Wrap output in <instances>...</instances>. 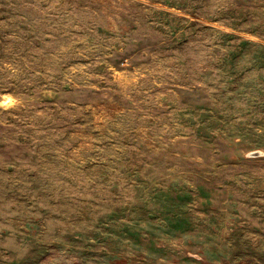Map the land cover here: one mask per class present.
<instances>
[{"label": "rangeland", "instance_id": "rangeland-1", "mask_svg": "<svg viewBox=\"0 0 264 264\" xmlns=\"http://www.w3.org/2000/svg\"><path fill=\"white\" fill-rule=\"evenodd\" d=\"M0 264H264V0H0Z\"/></svg>", "mask_w": 264, "mask_h": 264}]
</instances>
